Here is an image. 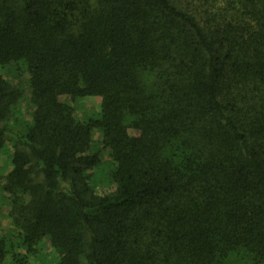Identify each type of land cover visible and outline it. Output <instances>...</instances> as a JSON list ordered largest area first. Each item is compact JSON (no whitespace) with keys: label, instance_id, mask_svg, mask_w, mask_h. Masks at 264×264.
<instances>
[{"label":"trees","instance_id":"obj_1","mask_svg":"<svg viewBox=\"0 0 264 264\" xmlns=\"http://www.w3.org/2000/svg\"><path fill=\"white\" fill-rule=\"evenodd\" d=\"M0 152L22 243L56 264L264 261V0H0ZM153 72L149 85L143 72ZM62 96L102 98L81 121ZM110 150L113 192H96ZM130 129L137 131L130 133ZM8 254L0 237V264Z\"/></svg>","mask_w":264,"mask_h":264},{"label":"rangeland","instance_id":"obj_2","mask_svg":"<svg viewBox=\"0 0 264 264\" xmlns=\"http://www.w3.org/2000/svg\"><path fill=\"white\" fill-rule=\"evenodd\" d=\"M25 68L26 66L21 63L0 69V72L9 81L17 84L23 91L14 113L8 121L9 126L21 125L25 120L31 118L33 111V104L30 100L29 75ZM142 74L143 79L149 85L155 81L153 72L144 71ZM61 99L74 109L76 118L81 121L101 117L102 98L100 96L76 98L62 96ZM130 133L136 134L137 131L130 129ZM92 138V150L102 153V163L89 171L91 184L98 193H111L115 190L116 185L110 177V172L114 167L110 150L108 148L103 149L101 130L94 129ZM14 151L13 141L8 139L0 152V237L6 239L8 247L4 264H56L61 257V251L53 246L49 238L42 239L32 250H29L22 243L21 226L17 221L18 204H14V196L4 188L7 175L12 168L11 159ZM226 264H264V261L256 263L247 251L239 248L230 252Z\"/></svg>","mask_w":264,"mask_h":264}]
</instances>
